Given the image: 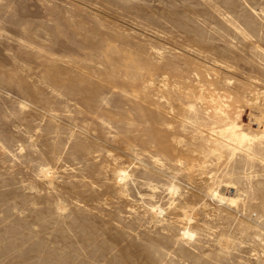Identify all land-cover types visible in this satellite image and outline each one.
<instances>
[{
  "label": "rangeland",
  "instance_id": "374dc122",
  "mask_svg": "<svg viewBox=\"0 0 264 264\" xmlns=\"http://www.w3.org/2000/svg\"><path fill=\"white\" fill-rule=\"evenodd\" d=\"M217 111L264 130V0H0V264H264Z\"/></svg>",
  "mask_w": 264,
  "mask_h": 264
},
{
  "label": "bare ground",
  "instance_id": "6f19581e",
  "mask_svg": "<svg viewBox=\"0 0 264 264\" xmlns=\"http://www.w3.org/2000/svg\"><path fill=\"white\" fill-rule=\"evenodd\" d=\"M189 108L194 110L195 106L190 104ZM224 114L223 111H217L215 113L216 117L219 119H215L213 127L210 129L213 133H218L220 139H213L214 141L208 140L212 142L213 145H210L207 150H204L205 156L214 155L217 156L218 159L223 157L224 150L228 151L231 157L236 156L239 152H246L251 154L253 150V145L255 142L264 140V130L257 134H250L245 131L240 125H238L234 120L229 119L228 116L221 115ZM126 176L125 172L121 175L122 178ZM228 186V185H227ZM152 191L155 190V187H151ZM171 193H177L178 187L173 184L170 188ZM211 195L214 199H217L220 202H225L229 204H237L238 197L232 195L228 191H222L213 189L211 191ZM150 210L154 212L156 215H162L165 210L161 206H150ZM194 210V206H190L188 210H186V215L189 216ZM190 217V216H189ZM190 221V218H187V222ZM189 238L195 236V233L190 229H185L183 232Z\"/></svg>",
  "mask_w": 264,
  "mask_h": 264
}]
</instances>
